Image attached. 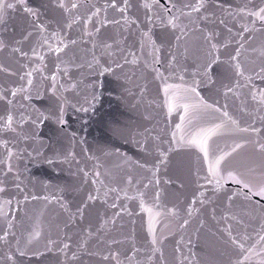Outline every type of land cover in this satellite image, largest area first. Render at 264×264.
Listing matches in <instances>:
<instances>
[{
  "label": "snow or ice",
  "instance_id": "snow-or-ice-1",
  "mask_svg": "<svg viewBox=\"0 0 264 264\" xmlns=\"http://www.w3.org/2000/svg\"><path fill=\"white\" fill-rule=\"evenodd\" d=\"M42 7L46 11L58 13L53 15L51 23L56 26V29L51 33L48 32V26L45 24L37 25L36 32L24 30L20 33V38L0 39V52L11 48L13 57L19 54L20 59L15 62L19 64V69L10 70L9 65L0 64V72L6 73L9 77H15L20 71L22 75H18L17 81H11L13 87H8L5 84L0 87V132L5 136L9 133L17 134V129L22 128L25 124L39 126L40 123L54 120L59 125L65 124L64 107L59 104L57 109H46L41 111L39 108H33L32 112L35 114L25 115L20 114L19 119L15 114V98L20 96L25 101H30L31 90L34 86V72L42 70V68H28L27 64L20 63V60L29 59L30 49L32 56L41 61L45 60L43 49L46 47L49 52H55L56 61H60L61 54L67 55L69 43H65V38L62 32L65 27L72 28L79 26L81 28V39L87 37L92 43V58L88 62V68L93 71H99L100 75L105 73H114L112 65L116 68L123 69L126 65H138L140 57L136 52L129 51L123 47V41L115 39L113 36L102 35V30H106L108 26L121 27L125 29L130 26H136L139 31V45L141 56H150L153 64V78L163 82L162 89L158 92H163V102L160 105L161 109L166 108V116L169 123H171L172 114L175 112L178 116V123L174 124V128H170L169 138L165 140L163 136L156 135L150 140H146L145 146L150 147V155L153 161L158 163L153 164L155 171L153 176L160 172V164L166 163L170 157L168 153L173 151V146H186L194 148L197 152V166L195 171L189 169L188 179L193 184L194 190L190 203L181 210L173 204L171 207L162 203V194L156 191L153 194L151 206L147 202V189L150 185L155 183L160 184L159 179H148V183L143 184L141 190L139 185L142 181L137 180L134 176L128 175L126 184L132 186L137 185L136 194L129 196L125 188L109 189L111 192H124L125 200L130 202H137L142 212L148 213V227L147 234L141 238L138 234L125 235L119 232L118 235H113L116 229L115 219H105L97 212L94 217L89 218L86 225L81 224L85 218L86 209L88 205H84L81 201L75 206V212L71 210L70 204H62L64 212L67 213V222L64 224V229L57 233V237L53 239L48 236L44 244L47 251L53 248L63 257L57 259L56 264H159V261H165L164 244L167 237L161 233L157 235L155 223L170 218H175L178 225L182 229H186L190 224L194 215L204 211L207 206L213 205L211 209V217L218 224L223 223L221 231L222 244L225 249H230L236 256V259L226 262V264H249L253 255L257 257L256 264H264V135H261L262 129L255 127L254 123L242 126V120L234 117L229 113L227 100L229 98L239 99L241 103L240 111L245 113L249 105L253 106V112L247 114L251 116L255 113H264V90L253 91L249 88L248 96L250 100L242 96L239 91L248 87L252 80L251 75H247L250 70L240 60L241 50L244 49V33L251 34L256 30L257 22L264 29V0H261L260 5H252L248 7L245 5L244 10L237 12L233 16V20L239 22L238 18H243L246 15L248 22L240 23V30L237 35L240 36L238 47L235 49V55H230V60L233 61L227 72H218L217 69L223 68L224 62L220 60L218 43L214 42L220 35L218 32L209 28V25H214L215 13H209L210 5L208 0H195V2L180 3L178 0H168L167 3L162 0H151L150 3H143L142 5L132 3L131 0H106L103 5L81 3L80 0H57L53 6L51 3H45ZM144 9V18L141 19L139 15L135 19H130L127 15L130 8ZM19 9H23L26 14L38 16V13L26 4V0H0V24L6 23V17L10 13H14ZM81 9H84L82 12ZM118 12L122 19L110 18L109 10ZM195 16V19L193 18ZM159 20L165 31L171 33L175 37L176 50L169 47L167 57H162L164 40L161 45L157 46L156 40L153 39L152 29L148 25L153 24ZM188 22L185 23L184 21ZM99 27H96V24ZM219 23L227 28L229 33L232 28L228 27L225 19H220ZM203 24L204 27H197L196 25ZM147 30H144V29ZM94 29V31H93ZM193 33H200L202 43L198 42L190 49L188 46V38ZM55 40V46L50 42ZM112 42L109 43L108 41ZM183 41V53H179L178 49ZM71 45H76L77 40L70 39ZM228 42H225L224 47L227 49ZM99 49V55H97ZM150 49V51H148ZM127 53V54H126ZM261 57H264V48L260 50ZM131 56V60H129ZM183 57V59H181ZM122 59L123 63H119ZM189 59L192 63L189 64ZM55 63V62H54ZM64 63V61H61ZM165 65L164 71H160L159 66ZM56 71H60L59 64H56ZM145 66H149L145 61ZM82 67V65H81ZM194 69L191 73L189 68ZM165 72L172 74V77H177L180 83H168L172 78L165 76ZM64 73H68L65 68ZM261 78H264V65L260 68ZM191 75V85L185 86V76ZM51 92L55 97L57 94V75H51ZM229 80L225 84L224 80ZM234 80L235 83H231ZM243 81L244 83H241ZM207 89L210 94L221 95V88L225 89L222 95L225 98V103L221 106L219 100L209 102L205 96L201 94V87ZM61 87H63L61 85ZM71 88L75 89L76 84H71ZM125 92L131 95L129 89L125 88ZM9 93L12 99H9ZM39 96V93H37ZM95 98V97H93ZM63 99L62 97L60 98ZM223 109V110H222ZM79 110V109H77ZM87 111V109H83ZM261 124L264 125V115L259 117ZM63 129L61 128V131ZM179 134V135H178ZM75 134H73L74 137ZM221 135H228L233 137L230 144L221 147L215 142V138ZM255 138H252V137ZM23 139L25 144L29 141H36V137L32 133H24ZM12 140H0V146L4 148L7 153L6 156V170L4 176L7 177L13 173L15 168L16 188L19 189L23 195V203L27 204L29 198L36 201L41 199L33 192L27 191V185L21 188L23 181L20 179L21 173L18 165L13 164V159L23 158L26 153L28 157L32 156V152H28L27 148L14 152L9 144ZM74 144V140H73ZM167 145V147H165ZM251 148L252 155L247 160L240 161L236 157L246 148ZM37 155H41L37 148H33ZM88 159H97L89 156ZM64 162L75 161L77 165L80 161L76 160V154L72 150H67L63 154ZM51 162V161H49ZM4 161H0L3 164ZM141 168L144 165H139ZM102 167L100 163H96L94 168L97 169L94 173L95 179L92 181L94 185H99L96 188L97 195H88L89 201L99 199L100 188L104 186V182L100 179L102 173L99 169ZM151 171V169H149ZM78 172L82 173L83 177L89 176L88 171L84 168H78ZM171 182V181H168ZM236 185L235 191H227V184ZM210 187V195L206 194L201 189L205 186ZM186 187L185 182L181 180L179 189ZM78 190V189H77ZM63 191V189H62ZM8 194L5 181H0V195ZM108 196V192L104 193ZM44 200H49L48 196L43 197ZM117 199L119 196L117 195ZM217 201L223 205L221 209L222 214L217 217ZM237 202L244 209L242 218L238 219L237 214L232 212ZM16 209L20 211L21 201L16 200ZM199 204L200 207H196ZM13 201L6 199L0 201V221L6 224V227L0 229V264H23V257L32 253L33 255L43 256L39 249L33 247L34 243H39L42 238V231L38 228L28 230L26 235L17 236L15 229V217L9 219L12 214ZM113 208L120 207L123 212L131 215L132 212L125 208L123 203L117 205L112 204ZM115 216H120L117 212ZM79 216V220L77 217ZM243 217L248 220L259 219L260 226L258 241L246 247V244L251 240V236L247 231V223ZM141 221L143 217H140ZM233 221L242 231H236L234 234ZM204 221L201 220L203 226ZM75 228V231L70 229ZM123 237V238H120ZM190 243V242H189ZM127 245V247H125ZM257 245H260V251L257 252ZM179 251V249H177ZM191 251V249H190ZM159 254V261L156 256ZM223 254V253H221ZM144 258L141 259L140 257ZM85 257L88 258L87 262ZM193 259L189 264H200L195 259V254L192 253ZM242 257L243 259H240ZM95 258V259H93ZM181 264L184 261L181 260ZM205 264H216L214 261L205 262Z\"/></svg>",
  "mask_w": 264,
  "mask_h": 264
},
{
  "label": "water",
  "instance_id": "water-1",
  "mask_svg": "<svg viewBox=\"0 0 264 264\" xmlns=\"http://www.w3.org/2000/svg\"><path fill=\"white\" fill-rule=\"evenodd\" d=\"M9 2H13V0H9ZM80 2L85 3V0H80ZM105 2L106 0H87L89 5H103ZM118 2L122 5V0H118ZM131 2L142 5L146 2L150 3L151 0H131ZM162 2L167 3L168 0H162ZM45 3H51L54 6L57 0H26V4L36 11L38 16L26 14L23 9L10 13L6 17V23L0 24V39L8 40L13 37L19 39L22 31L36 32V26L42 23L48 26L49 33L55 30L56 26L51 23V18L58 13L46 11L42 7ZM81 11L83 12L84 9ZM108 15L110 18L122 19L118 12L111 9ZM127 15L130 19H135L137 15L143 19L144 9L141 7L138 11L137 8H130ZM96 27H99L98 23ZM148 28L152 29L153 39L156 40L157 46H160L161 41L164 40L162 57H167L169 47L175 50V37L171 35L170 31H165L159 20L148 25ZM80 33L79 26L70 29L64 28L62 36L65 38L64 42L69 43V49L67 55L61 54L60 61H56L57 54L49 52L46 47L43 49L45 60L42 64L32 56L30 49L27 48L25 50L29 51V59L20 60V63L28 65L25 71L33 68H42V70L34 72L31 100L25 101L20 96L15 98L17 119L22 112L25 115H32L34 118L33 108H39L41 111L46 109L55 111L62 103L65 124L61 126L54 120H49L40 123L39 126L31 123L25 124L22 128L17 129L19 135L9 133L5 136L3 132H0V140L13 141L9 147L14 152L24 148H27L28 152H32L31 157L24 153L23 158L13 159L12 162L14 165H18L20 170V179L23 181L21 188L27 185L28 192H33L41 197L36 201L29 198L27 204L23 203L24 193L15 186V168L13 173L7 177L3 174L6 170L7 153L0 146V161H4L3 164H0V181H5L8 190V194L0 195V201L6 199L13 201L12 214L9 219L15 217L14 231L17 236L26 235L27 231L33 228L42 231L41 240L39 243H34L33 247L39 249L43 256L29 253L28 256L22 258L23 264H56L57 259H63L56 249L47 251L44 248L47 237L51 236L55 239L57 233L64 229V224L67 222V213L61 207L62 204H70L73 212H75V206L81 201L84 205L89 206L86 209L84 220L80 221L81 224L86 225L88 219L94 217L98 212L105 219L116 220L117 231H114L113 235H118L119 232L125 235L135 233L143 238L147 234L148 213L141 211L138 201L133 203L125 200L124 192L109 191V189L125 188L129 196L135 195L137 185L128 186L126 184L129 174L142 181L139 185L141 190H144L143 184L148 183V179L153 181L159 179L158 186L153 183L146 190L148 193L146 199L151 206L153 194L160 191L162 203L167 206L170 159L166 163L160 164V172L153 176L155 171L153 164L158 162L153 161L152 155L149 154L150 147L146 148L145 142L156 135L163 136L167 140L170 135L169 129L172 128L173 114L171 123H169L166 108L162 110L160 107L163 102V92L162 90L158 92V89H162L163 82L153 78L151 57L141 56L139 31L136 26L125 29L123 25L119 28L108 26L106 30H102V35H110L123 41V47L136 52L140 57L138 65L128 64L123 69L112 65L115 74L105 73L104 75L88 68V62L92 58V43L87 37L81 39ZM70 39L77 40V44L71 45ZM50 42L53 46L57 43L54 39ZM97 55H99V49H97ZM17 59H20L19 54L17 53L13 57L10 47L0 52V64L9 65L10 70L19 69V64L15 62ZM129 60H131V56H129ZM145 61L149 66H145ZM119 63H123V60L120 59ZM56 64H59V72L56 71ZM164 67L165 65H160V71L163 72ZM65 68L68 69L67 74L64 73ZM54 73L57 75L55 97L52 96L50 78ZM22 74L23 71L18 73V75ZM18 75L9 77L6 73L0 72V87L5 84L9 88L13 87L11 81L19 83ZM165 76L172 77V74L165 72ZM167 82L174 83V77ZM71 84H76L77 87L73 89L70 87ZM125 88L130 90L131 95L124 91ZM8 98L12 99L10 93ZM83 109H87V111ZM24 133L34 134L38 143L29 141L25 144ZM73 134H75L74 137ZM34 147L40 151L41 155H37L33 151ZM69 149L75 152L76 160L80 161L79 165L75 161L64 162L63 154ZM89 156L96 157L98 160H90ZM168 156H171V152L168 153ZM96 163L102 165L99 171L102 173L100 179L104 182V186L100 188L99 199L89 201L88 195L96 196V188L99 187L92 183L97 170L94 168ZM139 165H144V167L141 168ZM78 168H84L88 171L89 176L83 177L82 173L78 172ZM105 192H108L107 197L104 196ZM117 195L119 199H117ZM44 196H48L49 200H44ZM17 199L21 201L20 211L16 209ZM113 203L117 205L123 203L124 207L128 208L132 214L128 215L120 207L113 208ZM117 212H120L121 215L115 216L114 214ZM140 217H143L142 221ZM77 220H79V216ZM165 225L166 220L163 219L155 223L158 236L161 233L165 235ZM5 227L6 224L0 221V229ZM75 230V228L70 229V231ZM84 259L87 262L88 258ZM156 259L159 261L158 253ZM159 264H162V261H159Z\"/></svg>",
  "mask_w": 264,
  "mask_h": 264
}]
</instances>
